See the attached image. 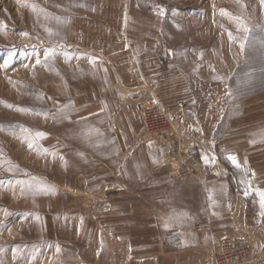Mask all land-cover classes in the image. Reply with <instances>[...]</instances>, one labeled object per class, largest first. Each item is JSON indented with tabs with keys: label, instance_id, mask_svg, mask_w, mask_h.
<instances>
[{
	"label": "rangeland",
	"instance_id": "obj_1",
	"mask_svg": "<svg viewBox=\"0 0 264 264\" xmlns=\"http://www.w3.org/2000/svg\"><path fill=\"white\" fill-rule=\"evenodd\" d=\"M262 40L261 0H0V264H89L78 95L106 94L100 104L137 108L168 174L203 184L209 171L199 135L183 114L189 105L170 106L159 94L177 78L176 89L186 81L198 110L206 111L201 128H214L215 137L251 130L244 120L251 114L262 126ZM49 49L53 55L45 61ZM168 73L175 79L165 81ZM37 131L47 135L35 137ZM162 132L176 147L191 140L196 158L176 148L163 160ZM173 162L194 175L172 173ZM235 169L239 189L244 193L246 179L253 188L251 172ZM34 177L54 185L55 194L29 191L26 182L35 184ZM254 193L248 201L255 212ZM237 238L247 240L261 264L254 244Z\"/></svg>",
	"mask_w": 264,
	"mask_h": 264
},
{
	"label": "crops",
	"instance_id": "obj_2",
	"mask_svg": "<svg viewBox=\"0 0 264 264\" xmlns=\"http://www.w3.org/2000/svg\"><path fill=\"white\" fill-rule=\"evenodd\" d=\"M173 74H164L165 81L174 80ZM177 79L159 96L170 106L182 101L189 105L183 114L199 135L202 159L215 157L214 163L203 159L209 171L203 184L168 174L159 163L162 150L146 133L137 108L100 104L106 94L78 95L89 264H214V245L230 235L247 237L264 264L259 197L254 193V212L234 177L237 167L224 162L235 155L242 168L255 173L252 189L264 190V124L251 114L244 119L253 123L251 130L215 137L214 128L207 132L199 124L206 111L198 110L191 87L185 81L176 89Z\"/></svg>",
	"mask_w": 264,
	"mask_h": 264
},
{
	"label": "built area",
	"instance_id": "obj_3",
	"mask_svg": "<svg viewBox=\"0 0 264 264\" xmlns=\"http://www.w3.org/2000/svg\"><path fill=\"white\" fill-rule=\"evenodd\" d=\"M162 136L163 140L160 145L163 146V149L165 148L168 150L167 152H164L163 160L167 159V154L172 155L171 153L177 150L178 154H181V156L185 155L188 160L196 158L195 149H193L191 140L189 144L185 142L183 147L181 145L182 143L178 142L176 147L175 143L170 141V139H165L163 132ZM186 145L188 146L186 147ZM173 164L175 165V168L172 173L180 175L183 172L184 175L189 174L190 170L184 169L181 164L178 165L176 162H173ZM190 174L194 175L191 171ZM216 249L217 250L214 251L213 255L214 264H255L252 259V251L249 243L244 238L226 237L224 240L219 242Z\"/></svg>",
	"mask_w": 264,
	"mask_h": 264
},
{
	"label": "snow or ice",
	"instance_id": "obj_4",
	"mask_svg": "<svg viewBox=\"0 0 264 264\" xmlns=\"http://www.w3.org/2000/svg\"><path fill=\"white\" fill-rule=\"evenodd\" d=\"M261 3L264 4V0H261ZM78 6L83 7L85 5L84 4H80ZM220 11L222 12V14L230 15V13H228L226 9H221ZM159 14L160 15H164V10L162 8L159 10ZM57 19H59V17H57ZM237 19H239V18H237ZM126 20H127V17H125V21ZM243 30H244L245 33H249L251 31L247 27H245ZM48 31H49V34L51 35V29H49ZM23 34L27 35V33H23ZM229 39H233L231 33H229ZM246 44H247V36L245 37V40L240 43L241 50H243L245 48ZM261 46L264 47V40L261 41ZM52 55H53V50L49 49V50L45 51V53H44L45 61H47V59L49 57H51ZM10 62H11V59L9 58V60L5 61V66H7V64L10 63ZM90 62H93V61H90ZM36 64H41V60L39 58L36 59ZM25 67H27V65H25ZM213 71H215L214 68H213ZM220 78L221 77H218V76H214L213 77V79H220ZM229 95H231V93H229ZM9 107H11V106L9 105ZM18 110L19 111H25L26 109L20 108ZM25 131H29V130L25 129ZM46 135H47L46 133L39 132V131H37L35 133V137H44ZM251 142L254 143L255 141H251ZM151 143L152 142H149V147H151ZM28 147L29 148H33L34 147V140H33V142H30L28 144ZM45 152L47 153V150H45ZM2 155H3V153L0 152V156H2ZM51 155H53L55 157L57 154L56 153H51ZM60 158L63 159V157H60ZM203 159H204L205 163H209V162L214 163L215 162V157L214 156L211 158V161H209V158L207 156H204ZM225 159L230 161L232 163V165L236 166L237 168L241 167V165L238 163L237 158H236L235 155L229 154V155H227L225 157ZM154 162H156L155 158H154ZM64 166L65 167L67 166V161L66 160L64 162ZM9 170H11V169H9ZM254 175H255V173H252V176H254ZM32 179L34 181H36V183L33 184L31 182H26V187H27V189L29 191L33 192V194H35L36 192H42L44 194H49V193L55 194L56 188H55L54 185H49V184H47L46 181H42L39 178H35L34 177ZM241 183L246 185L245 190H244V195L246 197L248 195H250V193L252 191H255L256 195L259 197L261 215H264V190H261L259 188L252 189L251 180H247V179L246 180H242ZM22 192H23V189H22ZM209 200H212V194L211 193L209 194ZM213 203H214V201H213ZM7 215H9V213L7 212V210H5V216H7ZM37 218H39V217H37ZM0 223H2V222H0ZM168 226L169 225L167 223H165V227L167 228ZM184 246H186V243L184 244ZM57 251H59V248H57Z\"/></svg>",
	"mask_w": 264,
	"mask_h": 264
},
{
	"label": "bare ground",
	"instance_id": "obj_5",
	"mask_svg": "<svg viewBox=\"0 0 264 264\" xmlns=\"http://www.w3.org/2000/svg\"><path fill=\"white\" fill-rule=\"evenodd\" d=\"M170 113V112H169Z\"/></svg>",
	"mask_w": 264,
	"mask_h": 264
}]
</instances>
